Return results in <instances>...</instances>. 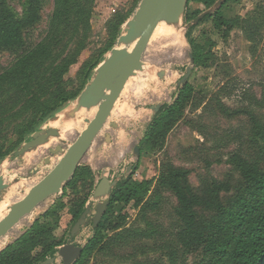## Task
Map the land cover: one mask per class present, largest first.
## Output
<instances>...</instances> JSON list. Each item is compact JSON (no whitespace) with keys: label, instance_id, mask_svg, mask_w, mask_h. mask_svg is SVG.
I'll use <instances>...</instances> for the list:
<instances>
[{"label":"rangeland","instance_id":"rangeland-1","mask_svg":"<svg viewBox=\"0 0 264 264\" xmlns=\"http://www.w3.org/2000/svg\"><path fill=\"white\" fill-rule=\"evenodd\" d=\"M141 1L93 0L88 30L85 31L80 24L76 26V32L72 26L66 27V35H62L59 41L62 57L71 56L76 47H81L77 64L64 78V88L74 98L35 132L26 135L35 126L33 121L37 118L33 117L32 110L23 107L25 102L0 117V152H8L0 161V177L5 181L0 193V206L3 205L0 207V222L11 207L23 200L55 167L62 156L51 151L59 146L68 150L86 129V120L94 118L97 106L81 108L90 114L86 113L82 128L73 132L69 139L52 138L20 158H15L14 153L22 149L35 133L59 130L54 126V120L59 116L71 118L69 115L77 107L81 94L113 49H133L134 44L120 43V37L125 35L128 22L134 18ZM9 4L20 18L26 17L28 0H9ZM54 9V0H41L40 20L24 31L22 47L0 51V75L14 69L24 53L35 49L49 36ZM206 11L203 4L190 1L180 23L161 22L144 54V69L131 78L108 122L83 158L80 168L83 173L87 172L76 189H70L65 197L64 192L53 196L22 219L8 234L9 242L0 249V255L25 235H33L37 222L42 223V218L53 210L55 214L49 221L52 242L58 245L57 250L69 243L86 247L94 236L92 223L82 228L75 238L71 236L76 223L75 213L83 199L88 196L86 206L109 199H94L95 188L103 177L116 181L133 176L139 183L152 181L151 191L140 205H137L138 199L128 204L117 203L112 220L138 236L130 240L128 246L108 252L96 251L89 264H172L175 252L187 264L202 262L199 253L184 257L177 243V202L174 196L164 194L159 210L146 217L142 207L153 196L165 163L189 170L192 185L199 188L207 180H224L229 176L238 180L240 175L231 157L236 153L249 157L258 144H263L257 136V126L241 111L254 112L264 130V0H230L223 12L233 24L231 29L220 31L213 21L196 28L193 39L208 57L205 66L197 68L190 58L193 48L186 33L193 26L190 22ZM176 33L180 44L185 47L180 55L176 50ZM110 45H113L112 49ZM94 65L98 67L93 68ZM189 67L194 71L189 80L194 90L185 116L175 124L162 148L147 142L143 145L156 114L153 107L174 104L178 97V83ZM91 112L95 113L91 116ZM120 132L125 136L122 144L119 142ZM25 135L27 138L21 143ZM136 147H143L142 156L135 154ZM130 166L133 171L128 170ZM60 201L65 208L56 210ZM111 236L109 234L108 239ZM42 252L43 249L38 247L32 257H40ZM55 256V264H63L58 252Z\"/></svg>","mask_w":264,"mask_h":264},{"label":"trees","instance_id":"trees-1","mask_svg":"<svg viewBox=\"0 0 264 264\" xmlns=\"http://www.w3.org/2000/svg\"><path fill=\"white\" fill-rule=\"evenodd\" d=\"M190 1L203 4L209 10L220 0H188L187 8ZM229 1H225L217 12L207 15L198 25L191 26L186 33L193 48L194 65L197 68H203L208 57L204 50L196 45L193 39L194 31L199 25L210 21H213L215 28L220 31L231 29L233 24L226 19L223 12ZM54 2L55 9L49 36L35 49L24 53L14 69L0 75V117L25 102L23 107L32 110L33 117L37 118L33 121L35 126H32L26 135L35 132L74 98L64 88V78L70 68L77 64L81 47H76L71 56L63 58L59 41L62 35H66L65 29L68 26H72L74 32L79 24L85 31L89 28L93 0ZM40 8L41 0H28L26 17L20 18L11 8L9 0H0V51L22 47L24 31L40 20ZM112 46L109 48L112 49ZM193 90L194 87L188 81L179 88L174 104L164 105L154 115L143 145L146 142L156 148L165 145L175 124L185 116ZM241 112L257 126V136L261 138L263 144H258L255 152L249 157L241 153L231 157L240 175L238 180L231 176L224 180L212 179L195 188L191 183L189 170L173 163H165L153 190V196L148 198L142 207L146 217L159 210L163 204L164 194L170 193L174 196L177 202L175 210L177 243L184 257L201 254L200 264H264V130L260 128V122L254 112L248 109ZM26 135L21 143L27 138ZM139 148L142 156L143 147ZM7 154L8 152L1 151L0 161ZM84 173L79 167L75 176L64 187L63 197L69 195L70 189H76ZM152 184V181L139 183L133 176L118 182L109 198L106 215L98 227L93 228L94 236L84 247L82 256L75 264H89L96 251L108 252L116 247L128 246L130 240L138 236L132 230L123 228V224L113 222L114 206L121 202L128 204L135 199H138L137 205H140L151 191ZM87 202L88 196L83 199L76 211L75 222L84 213ZM55 208L62 210L65 204L60 201ZM54 214V210L50 211L42 218V223L37 222L33 235H25L4 251L0 255V264H40L49 257H54L58 252V245L52 242L49 221ZM109 234L112 236L108 239ZM38 247L43 249L42 255L32 257V253ZM171 260L172 264H187L177 252Z\"/></svg>","mask_w":264,"mask_h":264},{"label":"water","instance_id":"water-1","mask_svg":"<svg viewBox=\"0 0 264 264\" xmlns=\"http://www.w3.org/2000/svg\"><path fill=\"white\" fill-rule=\"evenodd\" d=\"M227 0H220L213 8L202 13L193 25H198L207 15L217 12ZM188 0H142L134 16L128 22L125 35L120 37V43L129 46L134 44L132 50L128 48L113 49L100 65L90 85L81 94L77 107L70 113L73 118L80 108L89 109L98 106L92 120L87 119V127L68 150L57 147L52 154H61V159L55 167L37 184L26 197L15 203L8 215L0 222V239L7 236L25 217L31 215L41 204L63 192L64 187L75 176L83 158L91 150L95 140L105 127L116 104L123 95L131 78L144 69L143 57L161 22L178 24L187 10ZM194 63V55H190ZM193 69L188 68L186 75L179 81L178 88L184 86L192 77ZM163 106L153 107L158 113ZM61 132L57 129L39 131L26 143L22 149L14 153L15 158L23 157L26 153L47 144L52 138H60ZM110 140V137H107ZM65 144V141H62ZM135 154L141 155L139 147L135 148ZM50 162V160H47ZM133 171V166L128 168ZM120 180L112 181L103 177L94 191V199L110 198L113 190ZM5 187L3 177H0V193ZM109 207V199L94 205L89 203L84 213L72 228L71 236L75 238L82 228L92 223L97 228L106 215ZM84 251V247L75 243H69L59 248L58 255L63 264H75ZM57 256L46 259L40 264H55Z\"/></svg>","mask_w":264,"mask_h":264},{"label":"bare ground","instance_id":"bare-ground-1","mask_svg":"<svg viewBox=\"0 0 264 264\" xmlns=\"http://www.w3.org/2000/svg\"><path fill=\"white\" fill-rule=\"evenodd\" d=\"M158 29V28H157ZM175 39V38H174ZM177 39V40H176ZM176 41L178 42L177 43V47H176V50L177 52L179 53V55L181 54V52H184L185 50V47L180 44V37L178 35V33H176ZM176 44V43H175ZM128 85V84H127ZM117 105V104H116ZM123 106V105H122ZM96 109H98V106L96 107ZM118 110V109H117ZM90 111H86L84 109H81L79 110V112L75 115V117L73 118H67L66 117H63V116H59L57 119L54 120V126L56 128H58L60 131H61V138L62 139H67L71 134H73V132H75L77 129H79L82 125H81V122H82V119L83 117H85V115H87L86 113H89ZM97 112V111H96ZM95 112H91V116L94 114ZM90 114V113H89ZM96 114V113H95ZM90 118V117H89ZM88 118V119H89ZM83 123V122H82ZM85 123V122H84ZM130 124V123H129ZM82 128V127H81ZM124 130V128H123ZM127 130V129H126ZM121 131V130H120ZM125 132V131H124ZM124 133L123 132H120V135H119V142L120 144H122L124 142V138L125 136L123 135ZM74 135V134H73ZM72 135V136H73ZM71 137V136H70ZM69 137V138H70ZM127 137V136H126ZM68 138V139H69ZM122 147V146H121ZM17 190V189H16ZM9 193V192H8ZM19 197V196H18ZM6 198V197H5ZM4 204V203H3ZM3 207V205H1ZM0 206V207H1ZM6 213V212H5ZM1 216V215H0ZM2 240V241H1ZM9 242V236H5L3 238L0 239V249L3 248L7 243Z\"/></svg>","mask_w":264,"mask_h":264}]
</instances>
